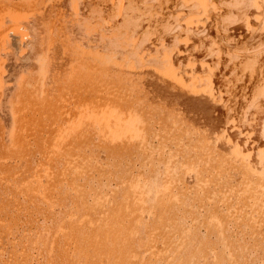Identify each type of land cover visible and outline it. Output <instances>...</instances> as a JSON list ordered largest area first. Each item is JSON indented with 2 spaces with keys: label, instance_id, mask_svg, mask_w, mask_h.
<instances>
[{
  "label": "bare ground",
  "instance_id": "6f19581e",
  "mask_svg": "<svg viewBox=\"0 0 264 264\" xmlns=\"http://www.w3.org/2000/svg\"><path fill=\"white\" fill-rule=\"evenodd\" d=\"M0 264H264V0H0Z\"/></svg>",
  "mask_w": 264,
  "mask_h": 264
}]
</instances>
